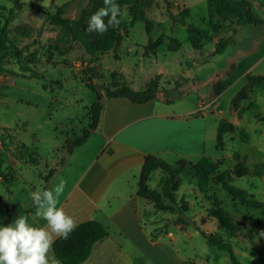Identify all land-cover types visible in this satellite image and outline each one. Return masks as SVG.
Returning <instances> with one entry per match:
<instances>
[{
    "label": "rangeland",
    "instance_id": "1",
    "mask_svg": "<svg viewBox=\"0 0 264 264\" xmlns=\"http://www.w3.org/2000/svg\"><path fill=\"white\" fill-rule=\"evenodd\" d=\"M248 1L262 23L238 24L213 16L217 29L210 24L207 0H155L146 12L148 22L133 21L124 7L119 26L121 41L116 49L90 54L80 42L73 41L66 54L54 50L50 56L48 49L55 48V43L61 46L62 42L56 41L60 29L45 21L47 13L64 5L62 16L74 19L89 0H20L18 4L0 0V25L7 22L9 35H16L20 45H28L27 57L36 53L41 58L38 68L44 74L43 78L34 79L0 71V125L9 128L15 140L27 147L25 158L15 166L19 171L17 180L9 187L0 184V195L4 197L0 218H6L15 202L31 207L33 192L52 188L65 176L67 183L57 205L66 199L82 171L93 163L92 153L83 157L81 153L84 148L93 149L94 153L102 138L100 133H92L86 145L73 148L72 155L63 147L65 140L81 136L82 130L88 128V109L93 103L100 101L107 116L116 111L114 98L106 97L105 89L121 84L142 90L156 81L159 91L151 103L154 110L175 118L168 123L179 126L175 128L178 134H192L200 129L203 154L191 156L192 163L205 155L219 164V170H233L238 165L235 153L250 170L256 163L264 162V82L255 84L248 98L232 107L233 97L247 83L246 74L264 75V0ZM187 24L208 30L212 40L205 41L201 50L193 49ZM22 31L28 36H21ZM170 37L181 42L178 50L167 49ZM220 38L228 41L223 52L215 53V42ZM145 50L148 56H144ZM217 80L226 87L214 95L211 87ZM220 119L232 122L235 129L224 135V145L217 148L216 127ZM5 136L3 133L0 146L7 142ZM11 147L8 143L3 145L10 152ZM62 158H66L63 168L58 167L45 181L49 169ZM179 159L174 155L164 158L171 165ZM99 163L101 160L96 165ZM161 175L160 169L152 171L148 185L156 187ZM179 177L181 184L175 194L186 203L189 225L181 230L173 223L179 212L145 205L142 220L149 233L153 230L152 238L159 244L145 252L123 248L128 260L134 259L132 264H170L171 258L176 259V264H233L227 252L207 245L199 232H216V220L209 214L214 208L235 225L237 233L232 242L238 258L244 264H264V210L233 200L215 182L202 192L190 165ZM233 182L264 201V175H234ZM40 221L42 218L34 215L29 223L36 225ZM117 250L115 245L97 250L92 264H129Z\"/></svg>",
    "mask_w": 264,
    "mask_h": 264
},
{
    "label": "trees",
    "instance_id": "2",
    "mask_svg": "<svg viewBox=\"0 0 264 264\" xmlns=\"http://www.w3.org/2000/svg\"><path fill=\"white\" fill-rule=\"evenodd\" d=\"M18 4L20 0H11ZM155 0H117L121 11L126 7L131 15L133 21L148 22L147 10L151 8ZM102 6V0H89V2L80 9L77 18L69 19L62 16L64 5H61L54 12H48L45 21L49 24L57 26L61 33L58 36V42H62L60 46L55 43V48L48 49V55H52V51L56 50L60 55L66 54L72 46L73 41L80 42L86 47L90 54L96 51H106L109 49H116L121 41L119 33V26L110 27L104 34L88 33L85 31L86 22L91 13L95 12ZM1 7V6H0ZM207 8L209 21L213 29H217V24L213 20V16H217L222 20L235 21L238 24H260L262 20L258 18L251 10L248 0H207ZM186 16V15H185ZM120 19V17H118ZM107 19V18H106ZM183 24L186 20L181 18ZM188 40L191 47L195 50H201L205 41H211L212 35L206 29L196 27L192 24H187ZM21 36L27 37L28 32H19ZM228 40L220 38L215 42V53H221L224 49V44ZM181 47V42L175 38L170 37L167 42V49L169 51H176ZM28 45H20L17 36H10L8 33L7 22L0 25V71L8 72L12 76H22L27 78L41 79L44 74L39 70L38 65L41 61L36 53H32L31 57L26 55ZM144 56H148L147 50ZM16 64L15 68H10L9 65ZM247 83L235 94L232 99V107H237L240 101L248 98V94L257 83L264 82V75L246 74ZM226 85L221 80H217L212 84L211 90L214 95L220 94ZM158 85L156 81H151L142 90H135L132 87L121 84L120 86L110 89H105V95L109 98H126L133 103H146L157 97ZM101 97L100 93L97 94ZM102 103L97 101L93 103L88 109L90 116L89 126L82 130V135L77 138H67L64 143V148L67 154H70L73 148L82 145L86 142L88 137L94 133L100 121L102 112ZM264 121V116L261 117ZM235 126L232 122L226 119H220L216 127V147L220 148L224 145V135L233 132ZM6 135L7 142L4 144L12 145V152L16 159L23 161L25 158L24 151L27 148L26 144L15 140L10 129L0 125V139H3V133ZM4 139V140H5ZM3 142V141H2ZM0 146V183L6 187L12 185L19 176V171L12 166L4 167V156L7 149ZM238 160V165L233 170H219V164L213 162L209 157L203 155L198 161L192 163L186 159H179L174 165L167 163L162 158L153 154H147L144 157L141 165L137 195L149 200L155 209L161 211L179 212L180 214L173 219V223L178 225L181 230H185L189 225V217L186 215L187 206L183 198L180 200L176 197V190L181 184L179 177L180 172L190 165L193 169L194 176L197 181L198 188L202 192H206L212 182L221 186V188L231 196L233 200H238L242 205L248 207H257L264 210V201L255 197L246 188H242L234 184V175L248 176L253 174L255 176L264 175V162L256 163L252 170L245 166L244 162L239 159L237 153L234 154ZM30 163H33L31 160ZM64 163L62 158L58 165L50 168L45 181L57 170V168ZM35 164V163H33ZM160 169L162 175L156 187H150L148 180L152 171ZM10 190L9 188H7ZM1 200V195H0ZM36 211V207L32 204L29 208H24L20 202H15L8 209V216L4 223H7L19 215H27ZM211 217L216 220L217 230L215 233H208L199 229L200 234L209 246H213L218 250L225 251L229 254L233 264H244L238 256L234 253V245L232 238L235 237L237 231L232 220L221 213L219 210L211 208L209 211ZM108 235L106 228L94 219H87L77 224L75 230L70 234L69 238H56L52 244L51 250L55 257L61 264H80L85 261L92 250L93 245L100 240H103ZM183 264H198L196 262H188Z\"/></svg>",
    "mask_w": 264,
    "mask_h": 264
},
{
    "label": "crops",
    "instance_id": "3",
    "mask_svg": "<svg viewBox=\"0 0 264 264\" xmlns=\"http://www.w3.org/2000/svg\"><path fill=\"white\" fill-rule=\"evenodd\" d=\"M153 100L133 103L126 98H114V106L118 107L116 111L107 116L106 108L102 109L99 124L94 131V134L100 133L102 142L97 144L94 153L93 149L88 151L89 148H84L81 153L82 157L92 153L93 163L85 167L73 190L57 205L63 208L76 224L94 219L108 232L103 240L93 245L89 257L80 264H92L97 250L101 251L111 245L118 248V255L124 257L125 263L132 264L134 259L130 262L127 255L122 253L126 252L123 248L145 252L146 249L158 245L157 240L152 238L155 236L153 230L149 233L142 220V212L145 214L144 206L153 204L137 195L144 157L153 154L164 160L166 156L174 155L191 162V156L203 154L201 148L204 141L201 139L200 129L192 134H178L175 128L179 126L174 127L175 124L168 123L175 118L155 111L151 104ZM203 123L205 124V118ZM205 131L204 128L203 132ZM83 145L86 143L79 147ZM73 153L72 151L70 155ZM4 160V167H15L21 162L10 151H6ZM99 160L101 163L96 165ZM65 161L66 158L59 169L63 168ZM3 199L1 195L0 202ZM35 213L36 211L25 215L28 222L33 219ZM7 216L8 210L3 221ZM35 224L38 227L44 226L46 221L42 219ZM53 237L55 240L54 234ZM49 257L50 264H61L51 249ZM171 259L173 260L170 264H176V259Z\"/></svg>",
    "mask_w": 264,
    "mask_h": 264
},
{
    "label": "clouds",
    "instance_id": "4",
    "mask_svg": "<svg viewBox=\"0 0 264 264\" xmlns=\"http://www.w3.org/2000/svg\"><path fill=\"white\" fill-rule=\"evenodd\" d=\"M120 15L117 0H102V6L88 17L85 31L104 34L110 27L120 24ZM66 183L65 179L60 178L52 188L31 194L35 214L46 221L44 226L30 224L25 215H19L7 223L0 218V264H50L49 250L54 242L53 234L55 238L66 240L77 227L74 219L57 206Z\"/></svg>",
    "mask_w": 264,
    "mask_h": 264
}]
</instances>
